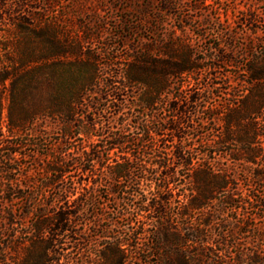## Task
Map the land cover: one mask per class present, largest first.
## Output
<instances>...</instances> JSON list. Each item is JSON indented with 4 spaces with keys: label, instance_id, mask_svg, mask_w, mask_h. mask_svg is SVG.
Segmentation results:
<instances>
[{
    "label": "trees",
    "instance_id": "trees-1",
    "mask_svg": "<svg viewBox=\"0 0 264 264\" xmlns=\"http://www.w3.org/2000/svg\"><path fill=\"white\" fill-rule=\"evenodd\" d=\"M24 1L0 43V264H264V0L238 16L244 52L215 46L209 61L179 0H138L130 35L165 17L181 35L112 75L55 23L17 14ZM224 68L238 84L209 105Z\"/></svg>",
    "mask_w": 264,
    "mask_h": 264
},
{
    "label": "rangeland",
    "instance_id": "rangeland-1",
    "mask_svg": "<svg viewBox=\"0 0 264 264\" xmlns=\"http://www.w3.org/2000/svg\"><path fill=\"white\" fill-rule=\"evenodd\" d=\"M17 1L0 0V4L6 3V10L0 11V43L12 42L13 35L18 32L9 16V12L15 10L14 6ZM140 1L145 3L148 0ZM140 1L26 0L23 9L17 14L22 13L21 16L30 20L31 24L33 21L44 25L55 23L60 28L68 45L73 44V48L79 46L84 52H91L98 57L99 66L107 74L112 75L114 70L121 68L126 63L133 48L142 47L156 39L161 40L165 35H181L179 30L174 31L181 23L174 17H165L156 34L152 32V28H145L144 31L130 35L126 28L129 26L140 27L138 18L134 14L139 10ZM179 2L182 8L178 10V13L182 18H185L183 20L188 28L189 40L195 45L199 57L203 60L209 61L214 58L217 53V50L214 49L215 46L229 52L233 51L235 54L240 51L244 52L242 51L244 44L254 38L253 31L242 27L238 21V16L242 11L250 7L259 8L253 0H179ZM158 3L159 0L154 1V11L161 9V5ZM149 21H144V23L150 26L152 22ZM230 36H234L235 39L232 41ZM65 60L72 61V57L67 56ZM213 74L219 77L215 82L219 83L216 85L218 88L216 92L221 98L216 97V101H209V105L227 103L228 97L222 93L226 92L227 94L230 90L233 91L232 88L236 87L238 83L232 79L233 83L230 89L226 85L224 75L232 76L234 69L224 68L213 72ZM225 89L228 90L225 91ZM71 177H73V181H76L75 168L67 181L71 182ZM86 232L91 235L96 232L93 223L87 226Z\"/></svg>",
    "mask_w": 264,
    "mask_h": 264
}]
</instances>
